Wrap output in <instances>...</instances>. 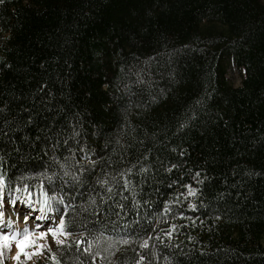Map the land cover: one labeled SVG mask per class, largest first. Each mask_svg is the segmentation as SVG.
Segmentation results:
<instances>
[{
	"label": "trees",
	"instance_id": "trees-1",
	"mask_svg": "<svg viewBox=\"0 0 264 264\" xmlns=\"http://www.w3.org/2000/svg\"><path fill=\"white\" fill-rule=\"evenodd\" d=\"M0 177L35 264H264V1L3 0Z\"/></svg>",
	"mask_w": 264,
	"mask_h": 264
},
{
	"label": "rangeland",
	"instance_id": "rangeland-1",
	"mask_svg": "<svg viewBox=\"0 0 264 264\" xmlns=\"http://www.w3.org/2000/svg\"><path fill=\"white\" fill-rule=\"evenodd\" d=\"M264 1V0H263ZM225 71H226V77L228 78L229 82L231 84H233L234 86H239L241 84V80L244 76V69L238 65L235 64V62L232 60L231 57H227L225 60ZM91 160V158H90ZM3 195V199H4V204L2 207H0V212H3L4 214V219H6V221L4 222L5 225H0V228H2L5 232H8L10 230H22L25 226L31 228H35L36 223H39L41 225V228L39 230H37V232L35 233V235L38 236L39 231H46V227H52L54 224L59 222V217L61 216V211L56 210L53 212H46L43 213V216L48 217V216H55L56 219L49 221L47 219H40L39 221H37L36 219L33 218V216H30L29 218V222L27 223V225L24 222V215L32 213L33 212V206H35V211H34V216L35 217H40L42 215V213L39 210V203L37 201H35L34 199H32V197L30 195H25V196H21L17 194H13L11 196H9L8 194L6 195L5 192L2 194ZM10 200H15L16 203L13 205L11 203H9ZM17 213H20L19 215V219H17ZM11 218L12 220V225L11 227H7V220ZM67 236H61L59 237L60 239H65ZM262 242L264 245V235L262 238ZM37 245H47L46 247H44L40 252H38L37 254L31 256V258L29 259H25V257L23 255L20 256L19 261H16L13 259V256L16 253V247H15V243L13 242L10 248V252H9V256H8V260L6 262V264H15L16 262L22 263V264H35L37 262V260L42 259L45 253V250L51 249L52 247H54L55 245H57L55 243V241L53 240L51 234H48L44 239H37L36 241ZM27 251L31 252H35L36 249L35 247L32 248H28Z\"/></svg>",
	"mask_w": 264,
	"mask_h": 264
},
{
	"label": "snow or ice",
	"instance_id": "snow-or-ice-1",
	"mask_svg": "<svg viewBox=\"0 0 264 264\" xmlns=\"http://www.w3.org/2000/svg\"><path fill=\"white\" fill-rule=\"evenodd\" d=\"M0 2H3V0H0ZM3 190H4V183H3V177H0V207L3 206L4 204V199H3ZM19 191V189H17ZM27 191V189H25ZM195 190L194 189H189V194L193 193ZM9 203L15 204V200H10ZM191 207V205H190ZM39 210L42 213L40 217H35L34 216V211H35V206H33V212L24 215L23 219L25 224L29 222L30 216H33L34 219L39 221L40 219H47L49 221L55 220V216H48L45 217L43 216V213H50L53 211H56V205L49 199H45L44 201L39 203ZM20 213H17V219H19ZM4 221V214L3 212H0V223H3ZM12 225V220L9 218L7 220V227H11ZM46 227V231H39L38 236L35 235L37 230L41 228V225L39 223H36L35 228H29L25 226L22 230H15V231H8L5 232L2 228H0V255L3 254V249L8 248L10 250L12 243H15L16 247V253L13 256V259L16 261H19V258L21 255L25 257V259L31 258V256L37 254L40 252L44 247L47 245L41 244L37 245L36 241L37 239H44L48 234H51L53 240L55 241L56 244L58 245H63L65 244V240L60 239L59 237L61 236H67L69 233L66 231V224H65V217L60 216L59 217V222L54 224L52 227ZM175 227V226H173ZM77 244H80L81 241H76ZM121 243H129L128 240H122ZM146 244H141V247H145ZM35 247L36 251L35 252H29L27 251L28 248ZM90 251V248H85V252ZM143 259V257H141ZM139 264V262H137Z\"/></svg>",
	"mask_w": 264,
	"mask_h": 264
}]
</instances>
